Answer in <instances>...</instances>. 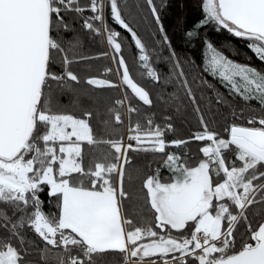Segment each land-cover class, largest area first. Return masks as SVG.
Listing matches in <instances>:
<instances>
[{
    "label": "snow or ice",
    "instance_id": "snow-or-ice-1",
    "mask_svg": "<svg viewBox=\"0 0 264 264\" xmlns=\"http://www.w3.org/2000/svg\"><path fill=\"white\" fill-rule=\"evenodd\" d=\"M185 7L0 0V264H264V0Z\"/></svg>",
    "mask_w": 264,
    "mask_h": 264
},
{
    "label": "trees",
    "instance_id": "trees-1",
    "mask_svg": "<svg viewBox=\"0 0 264 264\" xmlns=\"http://www.w3.org/2000/svg\"><path fill=\"white\" fill-rule=\"evenodd\" d=\"M181 2L186 5V7L183 9L184 14L189 19L194 17L196 15V11H197L198 0H181ZM177 10H179V9H177ZM165 21L170 26V34L173 37L174 44L177 45V50L178 51H184L185 49L183 48V45H182L180 28H176L175 30H172V27H171L174 24V22H175L174 21V16H172L170 14H166L165 15ZM213 38L219 44L224 39V36L223 35L214 36ZM85 47L88 48V47H90V45L86 43ZM126 54L128 55L129 59L132 60L133 53H132V50L130 48L126 49ZM193 54L196 55L197 57H199L200 56V50L199 49L194 50ZM228 54L232 55L231 52H229ZM234 58H236L238 60H243L244 59L243 55L235 56ZM197 62L199 63V60ZM252 62L256 63V64L259 63L255 59ZM96 63L97 64H103L104 61L103 60H99ZM188 121H190L191 124H195V119L193 118L191 112H189V114H188ZM191 130L192 129H191L190 124L188 122H185L184 120H181V119H178L176 121V133H175L176 137L183 138V136L185 134H187L188 132H190ZM188 147L191 148V150L193 152H195L197 150L196 144H190V145H188ZM44 207L45 208L48 207L47 203H45ZM29 235H31V233H29Z\"/></svg>",
    "mask_w": 264,
    "mask_h": 264
}]
</instances>
